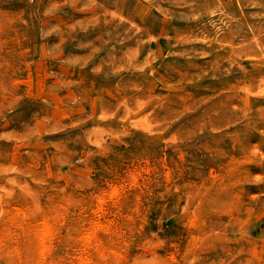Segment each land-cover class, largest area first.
Wrapping results in <instances>:
<instances>
[{
    "label": "rangeland",
    "instance_id": "374dc122",
    "mask_svg": "<svg viewBox=\"0 0 264 264\" xmlns=\"http://www.w3.org/2000/svg\"><path fill=\"white\" fill-rule=\"evenodd\" d=\"M0 264H264V0H0Z\"/></svg>",
    "mask_w": 264,
    "mask_h": 264
},
{
    "label": "bare ground",
    "instance_id": "6f19581e",
    "mask_svg": "<svg viewBox=\"0 0 264 264\" xmlns=\"http://www.w3.org/2000/svg\"><path fill=\"white\" fill-rule=\"evenodd\" d=\"M48 227H49V224L46 223L43 227L37 229L38 231H37V235H36V240H37L38 243L46 244V241L48 239V235H49V232H50Z\"/></svg>",
    "mask_w": 264,
    "mask_h": 264
}]
</instances>
